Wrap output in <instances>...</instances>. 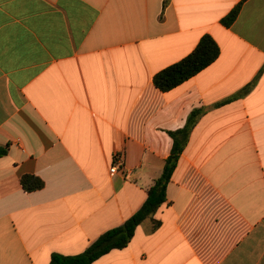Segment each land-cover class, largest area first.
Returning a JSON list of instances; mask_svg holds the SVG:
<instances>
[{"label": "crops", "instance_id": "obj_1", "mask_svg": "<svg viewBox=\"0 0 264 264\" xmlns=\"http://www.w3.org/2000/svg\"><path fill=\"white\" fill-rule=\"evenodd\" d=\"M205 34L215 61L157 89ZM194 110L165 202L92 264H264V0H0V264L77 255L121 225Z\"/></svg>", "mask_w": 264, "mask_h": 264}, {"label": "trees", "instance_id": "obj_2", "mask_svg": "<svg viewBox=\"0 0 264 264\" xmlns=\"http://www.w3.org/2000/svg\"><path fill=\"white\" fill-rule=\"evenodd\" d=\"M241 4L242 2L238 3L221 20V23L225 27L231 26L236 20L241 9ZM219 51V47L212 37L206 34L203 35L195 48L187 56L157 72L152 78L153 85L162 92L175 88L214 62L219 55ZM250 87V84L245 86L239 95L246 93ZM199 114V110L192 111L181 129L169 132L172 138L170 154L164 162L162 174L148 188L147 196L139 209L121 225L100 234L83 252L77 255L54 253L50 257L49 264H92L111 250L126 247L136 227L142 221L151 217L162 203L165 202L166 185ZM5 154L6 149L0 147V157ZM20 184L25 192L36 191L44 186V182L33 175L22 176ZM155 226H157V223Z\"/></svg>", "mask_w": 264, "mask_h": 264}, {"label": "built area", "instance_id": "obj_3", "mask_svg": "<svg viewBox=\"0 0 264 264\" xmlns=\"http://www.w3.org/2000/svg\"><path fill=\"white\" fill-rule=\"evenodd\" d=\"M121 160H122V157L119 155L118 160L116 161V163L109 168V172L110 173H115V172L118 171V166L120 165Z\"/></svg>", "mask_w": 264, "mask_h": 264}]
</instances>
